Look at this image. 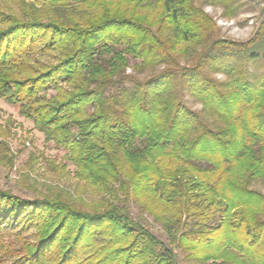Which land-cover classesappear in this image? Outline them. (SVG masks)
Here are the masks:
<instances>
[{
	"label": "trees",
	"instance_id": "16d2710c",
	"mask_svg": "<svg viewBox=\"0 0 264 264\" xmlns=\"http://www.w3.org/2000/svg\"><path fill=\"white\" fill-rule=\"evenodd\" d=\"M14 1L18 14L0 10V99L117 204L0 191V264H178L174 249L264 264V194L250 187L264 179V71L249 68L259 57L264 68V52H251L264 20L236 42L217 38L198 0ZM235 1L210 0L227 15ZM132 201L162 223L166 243L131 217ZM215 215L229 221L208 224ZM6 226L18 229L12 240Z\"/></svg>",
	"mask_w": 264,
	"mask_h": 264
},
{
	"label": "rangeland",
	"instance_id": "374dc122",
	"mask_svg": "<svg viewBox=\"0 0 264 264\" xmlns=\"http://www.w3.org/2000/svg\"><path fill=\"white\" fill-rule=\"evenodd\" d=\"M197 5L202 6L205 13L217 24L219 30L216 36L220 39L247 42L254 37L264 20V0H236L234 3L236 10L232 15L226 14L224 5L210 2V0L203 2L198 0ZM0 10L18 14L21 7L17 1L0 0ZM251 52L260 56L264 52V39ZM130 59V67L127 68L126 74L133 75L136 74L134 65L139 62L131 57ZM249 68L256 74L262 73L264 68L261 57L257 64L250 63ZM152 73L153 71L147 70L137 76L145 78ZM215 77L221 81L224 79V76L219 74ZM46 94L51 96L55 94V91L49 90ZM185 99L191 109L199 112L202 110L201 104L189 92H186ZM208 121L211 122L210 117ZM0 126V141H5L9 148L7 157L4 156L6 153L2 155L0 153V191L8 192L26 201L40 200L45 197L55 198L61 195L77 204L82 203L87 210L92 209L93 205L102 199L117 204L116 200H112L106 193L78 180L75 177L76 168L68 160V153L53 142L47 141L45 136L35 129L34 124L20 113L18 106L11 105L2 99H0ZM201 164L207 166L205 162ZM250 187L264 194V179L253 180ZM129 213L134 220L143 223L159 239L167 242L165 241L167 232L164 231L162 223L146 208L132 201ZM219 220L229 221L228 218L215 215L208 224L218 223ZM193 222L192 219L189 221L190 224ZM17 231L18 229H13L12 226H6L3 233L7 240H12ZM174 254L178 264H228L222 261L203 263L190 260L178 249H174Z\"/></svg>",
	"mask_w": 264,
	"mask_h": 264
}]
</instances>
